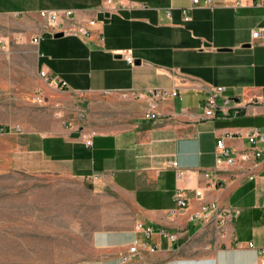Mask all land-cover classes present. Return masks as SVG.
I'll use <instances>...</instances> for the list:
<instances>
[{"label": "crops", "instance_id": "obj_1", "mask_svg": "<svg viewBox=\"0 0 264 264\" xmlns=\"http://www.w3.org/2000/svg\"><path fill=\"white\" fill-rule=\"evenodd\" d=\"M102 1L0 0V38L18 37L15 50L24 44L31 51L36 89L99 97L69 121L64 108L57 118H4L14 168L103 182L135 211L126 227L95 231L92 254L73 264H264V170L247 179V163L214 167V158H223L217 139L232 154L247 148L252 128L264 133L262 0H212L210 8L190 7V0H112L110 11ZM61 9L74 16L58 26L38 16ZM90 20L85 36L74 32ZM256 29L262 34L252 38ZM217 86L215 103L226 100L228 116L206 117L201 103ZM155 89L175 95L153 98L147 91ZM209 202L220 217L190 220ZM136 222L151 234L136 230Z\"/></svg>", "mask_w": 264, "mask_h": 264}, {"label": "rangeland", "instance_id": "obj_2", "mask_svg": "<svg viewBox=\"0 0 264 264\" xmlns=\"http://www.w3.org/2000/svg\"><path fill=\"white\" fill-rule=\"evenodd\" d=\"M7 38H0V122L34 114L57 118L58 108L69 121L85 111L82 103L98 102L94 95H47L36 89L31 51L24 44L15 50L18 37ZM7 132L0 124V264L77 263L92 254L95 231L132 222L128 198L103 182L14 168V140Z\"/></svg>", "mask_w": 264, "mask_h": 264}, {"label": "built area", "instance_id": "obj_3", "mask_svg": "<svg viewBox=\"0 0 264 264\" xmlns=\"http://www.w3.org/2000/svg\"><path fill=\"white\" fill-rule=\"evenodd\" d=\"M103 6L102 9L106 11L115 10L116 9V3H114L112 0H103L102 1ZM262 4H264V0H262ZM199 5L203 7H212L213 3L212 0H190V7ZM182 12V19L188 20L189 17L187 14H185V9L181 10ZM38 16L44 20L47 24L51 23L52 25L58 26L61 20L68 19L72 16H74V12L70 9H61V10H40L38 11ZM94 22L92 20L88 21L85 26L77 28L74 32L85 36L88 33V29L91 25H93ZM262 34V31L260 29L253 30L251 32V37L256 38L259 35ZM39 40V36H33L30 38L31 43H37ZM124 59L127 63H132V58L129 55H124ZM38 75L40 77H44L43 72H39ZM63 84V83H61ZM222 91V87L217 86L208 92L207 98L201 103V108L203 111V115L206 117H227L228 116V110L225 106L226 100L223 101L221 105H217L215 103V99L217 96L220 95ZM148 94L153 98H165L167 96H173L175 95V92L173 90L169 89H155V90H148ZM36 102H39V98H35ZM81 117V114L78 113V118ZM146 118L153 117L152 114H146ZM248 146L247 148H244L241 151L233 152L232 154L229 153V151L225 148L223 140L217 139L215 141V149L216 152L221 154L223 158L215 157L214 158V167H219L222 164L225 165H232L235 162H242L247 163V167L245 172L247 173V179H253L255 177L253 170L258 168H261L264 170V133L259 131L257 128H252L245 136ZM86 143H89V141H86ZM171 167H175V162H172L170 164ZM176 176H179L180 172L176 171ZM194 195L197 199L200 198V191L194 190ZM174 202L178 209H182L186 206V203L179 197V195H175ZM202 214L203 217H207L210 215H214L215 217H220V213L218 211V206L215 202H209L206 204H201L198 207V210L193 212L190 216V220H193L197 218L198 215ZM135 229L141 230L145 237H148L152 229L149 226H143L141 223L136 222L135 223ZM163 236H165L167 239L174 238L173 234H167L164 232H161ZM249 247H251V243L247 244ZM136 241H133L132 245L129 246L128 252L134 253L136 250ZM150 251L153 249L150 247ZM261 255H264V249H260L258 251ZM264 263V258H263Z\"/></svg>", "mask_w": 264, "mask_h": 264}, {"label": "water", "instance_id": "obj_4", "mask_svg": "<svg viewBox=\"0 0 264 264\" xmlns=\"http://www.w3.org/2000/svg\"><path fill=\"white\" fill-rule=\"evenodd\" d=\"M61 35H62V32H56V33L53 34V37H59ZM74 135L76 136L77 133H74Z\"/></svg>", "mask_w": 264, "mask_h": 264}]
</instances>
